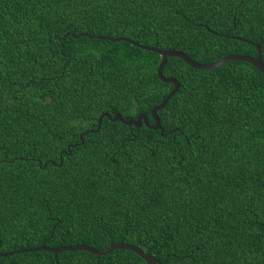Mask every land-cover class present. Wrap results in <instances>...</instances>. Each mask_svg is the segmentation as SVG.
I'll list each match as a JSON object with an SVG mask.
<instances>
[{
    "label": "trees",
    "instance_id": "trees-1",
    "mask_svg": "<svg viewBox=\"0 0 264 264\" xmlns=\"http://www.w3.org/2000/svg\"><path fill=\"white\" fill-rule=\"evenodd\" d=\"M264 0H0V252L123 242L159 264H264ZM66 34H68L66 36ZM66 36V37H65ZM65 37V39H64ZM0 264H147L40 250Z\"/></svg>",
    "mask_w": 264,
    "mask_h": 264
},
{
    "label": "water",
    "instance_id": "water-1",
    "mask_svg": "<svg viewBox=\"0 0 264 264\" xmlns=\"http://www.w3.org/2000/svg\"><path fill=\"white\" fill-rule=\"evenodd\" d=\"M67 35L68 34H66V36ZM73 36L76 38L86 36V37L94 39V40H110L113 42L124 41V42H128L132 45L139 46L140 48H142L144 50L160 54L162 59H161V62H160L159 68H158V76H159L161 81L173 85V89L169 92L167 97L159 105L155 106L152 109L151 115L154 119L153 125L149 124L148 116L144 113L139 114L136 119H129V118L126 119L119 113H115L114 116H111L109 113H104L100 116V118L98 120L97 129L91 130V131H95V132H98L100 130L104 117H108L112 121H120L126 125H133L135 127H141L143 124H146V126L151 128V129L161 130V132H163V128H162L161 123H160V118L158 116V112L160 110H162L167 105L169 100L179 91V88H180V83L178 82V80L176 78L166 77L164 75V68H165V66H166V64L170 58H174V57L180 58L185 63H187L189 66H191L197 70H201V71H209V70L218 69L219 67H221L227 63L233 62V61H244V62H248V63L252 64L256 69H258L261 73L264 74V63L262 61V50L258 44H256V47L258 50L257 56L253 57V56L242 55V54H233V55H229V56H227V57H225V58H223L217 62H214V63L202 64V63L196 62L191 57H189L186 53H184L180 50H175V49L162 50V49H159L156 47L144 46V45H141L132 39H129V38H126L123 36L114 38V37H108V36H92L88 33H81L79 35H73ZM65 37H64V39H65ZM118 249L129 250V251H133V252L137 253L141 258H143L145 260V262L147 264H159L158 260L156 259L155 256L147 254L146 252L141 250L138 246H135L132 244H125L123 242L112 244L109 247L102 249V250H98V249H95L93 247H90V246L84 245V244H80V245H76V246H60V247H54V248L48 247L46 245H42V246L37 247V248L22 249V250H17L14 252H9V253L0 252V257L12 256L14 254L40 251V250L53 252L55 254H58L62 251L84 250V251H87L91 254L102 256V255H106V254H108L114 250H118Z\"/></svg>",
    "mask_w": 264,
    "mask_h": 264
}]
</instances>
